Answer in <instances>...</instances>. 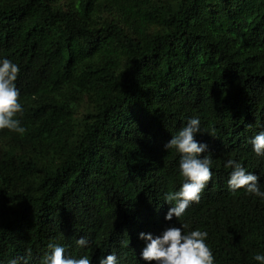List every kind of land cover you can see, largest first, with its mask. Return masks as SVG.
Listing matches in <instances>:
<instances>
[{"label":"trees","instance_id":"16d2710c","mask_svg":"<svg viewBox=\"0 0 264 264\" xmlns=\"http://www.w3.org/2000/svg\"><path fill=\"white\" fill-rule=\"evenodd\" d=\"M0 57L20 67L26 128L0 130V264H40L49 243L129 264L138 232L183 222L208 232L215 264H255L264 202L229 192L223 162L264 189L248 143L264 128V0H0ZM192 116L214 176L165 221L182 179L162 145Z\"/></svg>","mask_w":264,"mask_h":264},{"label":"clouds","instance_id":"9594fccd","mask_svg":"<svg viewBox=\"0 0 264 264\" xmlns=\"http://www.w3.org/2000/svg\"><path fill=\"white\" fill-rule=\"evenodd\" d=\"M20 67L6 57H0V130L23 136L26 128L21 125L20 118L24 108L18 97L20 90L16 85ZM201 132L198 116L186 118V122L163 145L164 150H172L178 154L177 174L182 179L179 187L163 194V202L170 205L164 213L165 221H173L185 215V210L200 201L201 193L213 178L212 159L206 152V144L195 139ZM248 143L256 157H264V128L253 135ZM201 153H205L203 156ZM225 169H230L226 179L229 192L242 190L245 195L258 198L264 202V189L258 174L247 171L238 159L228 158L223 162ZM208 232L199 227L190 228L189 223L170 224L159 232H138L137 239L144 242L139 258L129 264H215L213 251L206 242ZM78 247H86L88 241L84 237L75 240ZM40 264H90L88 255L78 258L69 255L65 246L49 243ZM255 264H264V252L254 251L251 254ZM8 264H27L26 257L10 259ZM98 264H120L115 252H109L99 259ZM124 264V263H123Z\"/></svg>","mask_w":264,"mask_h":264}]
</instances>
